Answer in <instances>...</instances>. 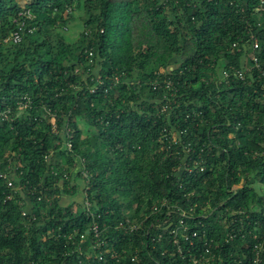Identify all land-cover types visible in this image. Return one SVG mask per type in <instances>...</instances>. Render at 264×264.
Wrapping results in <instances>:
<instances>
[{
  "label": "trees",
  "instance_id": "trees-1",
  "mask_svg": "<svg viewBox=\"0 0 264 264\" xmlns=\"http://www.w3.org/2000/svg\"><path fill=\"white\" fill-rule=\"evenodd\" d=\"M258 5L0 0V264H180L181 218L199 232L195 245L180 237L183 250H205L206 238L224 256L255 250L264 233ZM19 21L22 41H7Z\"/></svg>",
  "mask_w": 264,
  "mask_h": 264
},
{
  "label": "built area",
  "instance_id": "built-area-1",
  "mask_svg": "<svg viewBox=\"0 0 264 264\" xmlns=\"http://www.w3.org/2000/svg\"><path fill=\"white\" fill-rule=\"evenodd\" d=\"M257 11H264V0H259ZM24 14L27 15L28 17H32L29 10L26 11ZM19 23H20L19 29L16 30L7 39V41H11L13 43H19L20 41H22L23 39L22 30H23V27L26 25V22L19 21ZM31 30L32 29H29V31ZM251 43H252L251 46L253 49H257L259 47V40L254 35L251 36ZM250 57L251 59L254 60L255 66H259L257 56L254 54H250ZM248 70H251V68H244V69L236 70L235 74L237 77L244 79L245 72ZM223 76L224 78H228L230 76L229 72L224 71ZM152 84H153V87L156 88L157 86H159L160 82L155 81ZM171 85H172V81L168 80L167 86H171ZM52 119H54V121L52 122L55 125V117H53ZM67 146L69 150L72 149V143L70 141L67 142ZM81 165H82V169H81L82 177L87 179L88 181L90 177V173L85 168L84 161H82ZM9 185H13V181H9ZM21 188L22 187L20 185L16 188V190H20ZM87 204L89 203L87 202ZM160 205H161L160 207H163V206L170 207L171 206L168 199H164ZM24 214H26V212H24ZM182 214L183 216H186L187 212L184 211ZM121 226L124 227L126 230H131V231L137 230L139 227L137 224L127 225L123 223H121ZM93 229L95 232V236L100 238V231H99V226L97 223H95ZM172 234H173V242L178 247L177 252L182 258V262L180 264H186L185 259L187 257H189V261H191L190 262L191 264H263L264 263V258H263L264 256V233L261 239L259 240V242L255 245V250H250L249 253L246 252V250H238V251L230 250L227 253V256L223 255L222 250H220L219 252H215L214 250H211L213 239H209L208 241L206 238L207 234L205 231L202 232V236L206 238L205 250H199L198 251L199 253H194V252L192 253V250H183L180 244V237L183 238L185 241H189L190 245H195V238H198L199 232L196 230L190 232L189 227L187 226V224L182 218L180 219V224L178 225V227L172 230ZM235 235L236 233L230 234V239H232ZM254 237L258 238L257 234H255ZM101 243L102 242H100L99 244ZM99 257L100 259H103L104 253L102 252Z\"/></svg>",
  "mask_w": 264,
  "mask_h": 264
},
{
  "label": "rangeland",
  "instance_id": "rangeland-1",
  "mask_svg": "<svg viewBox=\"0 0 264 264\" xmlns=\"http://www.w3.org/2000/svg\"><path fill=\"white\" fill-rule=\"evenodd\" d=\"M81 21L79 20V18L75 19V20H72V24L70 27L71 29L69 31H66V35L70 38V39H73L74 38V34H75V31H78L80 29V27L78 26L79 23L78 22H82V18H80ZM77 25V26H76ZM48 27V26H47ZM98 69V68H97ZM52 121H54V119H52ZM81 125H84L83 122L81 121L80 122ZM76 207V206H75Z\"/></svg>",
  "mask_w": 264,
  "mask_h": 264
}]
</instances>
